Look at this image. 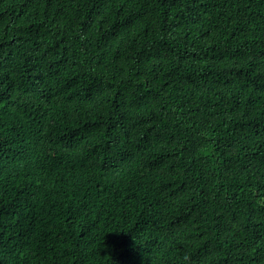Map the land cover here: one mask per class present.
Segmentation results:
<instances>
[{"label":"trees","instance_id":"trees-1","mask_svg":"<svg viewBox=\"0 0 264 264\" xmlns=\"http://www.w3.org/2000/svg\"><path fill=\"white\" fill-rule=\"evenodd\" d=\"M0 264H264V0H0Z\"/></svg>","mask_w":264,"mask_h":264},{"label":"clouds","instance_id":"clouds-1","mask_svg":"<svg viewBox=\"0 0 264 264\" xmlns=\"http://www.w3.org/2000/svg\"><path fill=\"white\" fill-rule=\"evenodd\" d=\"M189 259V256L187 254L184 255L183 260L187 261Z\"/></svg>","mask_w":264,"mask_h":264}]
</instances>
